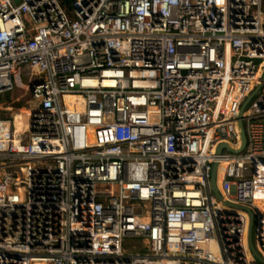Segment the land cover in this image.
Segmentation results:
<instances>
[{"label": "built area", "instance_id": "built-area-1", "mask_svg": "<svg viewBox=\"0 0 264 264\" xmlns=\"http://www.w3.org/2000/svg\"><path fill=\"white\" fill-rule=\"evenodd\" d=\"M18 87L0 264H264V0H0Z\"/></svg>", "mask_w": 264, "mask_h": 264}, {"label": "rangeland", "instance_id": "rangeland-1", "mask_svg": "<svg viewBox=\"0 0 264 264\" xmlns=\"http://www.w3.org/2000/svg\"><path fill=\"white\" fill-rule=\"evenodd\" d=\"M66 8V7H65ZM25 81V78L22 79ZM0 100L5 101L4 107H9L8 110H1L0 111V117H10L13 116V122L16 123H24L25 120V109L27 108V100L25 92L22 88H15L13 91L4 93L0 95ZM8 105V106H7ZM17 120V121H16ZM251 240L253 245L256 244V238H255V230L254 228L251 229ZM136 247L134 251H141V243L140 239H124L122 243V247L125 250L132 251V248ZM252 261L259 262L256 257H251Z\"/></svg>", "mask_w": 264, "mask_h": 264}, {"label": "water", "instance_id": "water-1", "mask_svg": "<svg viewBox=\"0 0 264 264\" xmlns=\"http://www.w3.org/2000/svg\"><path fill=\"white\" fill-rule=\"evenodd\" d=\"M249 97L247 98V100L249 99ZM242 109H243V106L240 109L239 118L241 116ZM238 127L240 129L241 149H242L243 146H244V143H245V136H244V132H243V127H242L241 120L238 121ZM216 167H217V165L215 163L211 167V171H210V183H211L212 191L215 193V195L217 196V198L220 199L221 196H220V194H219V192L217 190L216 183H215V171H216ZM234 206L237 207L236 205H234ZM246 210L248 211V214H249V229H248V235H247V242H248L249 249L251 250V252L253 253V255L256 257V259L259 262L264 263L263 259L255 251V249L253 247V244H252V241H251V226H252V221H253V213L249 209H247V208H246Z\"/></svg>", "mask_w": 264, "mask_h": 264}, {"label": "bare ground", "instance_id": "bare-ground-1", "mask_svg": "<svg viewBox=\"0 0 264 264\" xmlns=\"http://www.w3.org/2000/svg\"><path fill=\"white\" fill-rule=\"evenodd\" d=\"M24 111H25V113L24 112H22V113L27 115L28 111L26 109ZM23 129H24V123L23 124L18 123V121L16 123L13 122L14 133H18L19 131H22ZM140 243H141V249H142L141 251H145L146 250V241L144 239H140ZM135 249H136V247L134 246V248H132V251H134Z\"/></svg>", "mask_w": 264, "mask_h": 264}]
</instances>
